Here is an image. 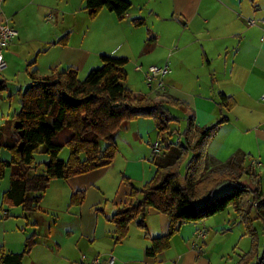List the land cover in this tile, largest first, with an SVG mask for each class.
Instances as JSON below:
<instances>
[{
  "label": "crops",
  "instance_id": "crops-1",
  "mask_svg": "<svg viewBox=\"0 0 264 264\" xmlns=\"http://www.w3.org/2000/svg\"><path fill=\"white\" fill-rule=\"evenodd\" d=\"M127 1L132 8L121 21L107 9L91 19L85 0H3L0 24L9 22L19 32L5 50V58L11 50L21 52L30 44L36 60H49L46 76L69 68H94L101 64L100 54L134 57L133 34L141 37L140 28L151 25L154 30H149L148 41L152 44L146 53L152 59H145L143 74L152 66L167 65L171 73L165 78L164 92L145 96L178 110L187 121L194 117L200 128L226 117L207 147L209 158L225 164L239 153L251 156L264 190V0ZM49 12H54L53 17ZM47 17L54 22L46 21ZM137 20L143 24L137 26ZM75 28L87 32L81 45L70 36ZM126 31L132 32L131 37ZM66 36L65 44H57ZM30 70V76L42 77L38 69ZM23 90L21 87L20 94ZM221 95L234 100L235 106L225 108ZM171 99L186 103L188 111L172 106ZM9 124L11 121L0 119V136L6 144L15 140L14 123L5 131ZM115 143L118 153L109 167L52 181L43 209L25 217L21 208L3 206L4 194L10 188V179L5 182V177L0 182V258L22 253L27 239L35 236V245L23 264H80L82 252L90 251L92 246L87 245L95 242L105 243L107 248L98 256L113 254L120 264H212L213 258L207 255L208 237L198 239L200 231H208L209 220L195 223V230L189 228L193 229L190 236H175L172 247L154 258L146 254L152 245L150 239L165 236L170 224L166 215L154 210L149 211L148 219L151 238L131 234L121 244L115 243V229L109 224L130 200L131 188L125 180L143 188L157 171L154 145L160 143L159 154L166 147L155 122L148 118L125 124L115 135ZM0 158L10 162L12 155L3 148ZM49 162L45 156L40 165ZM80 192L85 193L84 202L71 206L72 196ZM49 212L54 217L51 222ZM153 215L158 219L155 223L150 221ZM219 221L222 218H215L209 225L219 231L223 228Z\"/></svg>",
  "mask_w": 264,
  "mask_h": 264
},
{
  "label": "trees",
  "instance_id": "trees-1",
  "mask_svg": "<svg viewBox=\"0 0 264 264\" xmlns=\"http://www.w3.org/2000/svg\"><path fill=\"white\" fill-rule=\"evenodd\" d=\"M85 4L91 19L107 9L122 21L132 8L127 0H85ZM135 23L143 24L142 20ZM67 39L66 36L57 44H65ZM100 58L102 67L92 70L83 81L76 68L56 71L47 77L31 74L30 85L21 93L20 111L12 118L14 124H22L24 136L14 129L17 140L6 144L0 139V153L5 148L12 155L10 162L0 158V181L8 170L12 171L3 206L21 208L24 217L37 213L52 181L109 167L118 153L115 135L131 121L152 119L160 138L173 135L171 125L178 118L170 106L142 94L135 95L124 85L129 60L108 55ZM6 83L0 81V93L7 89ZM221 99L225 108L235 106L231 98L221 95ZM169 102L188 111L184 102L175 99ZM227 120L223 117L209 127L200 128L194 117L188 119L182 134L184 142L170 144L154 157L157 171L151 181L138 189L125 180L131 188L130 200L110 220L115 225L116 244L128 237L129 227L137 217L138 226L149 238L146 215L154 210L170 221L165 236L150 239L152 245L146 254L154 258L171 248L173 237L183 225L203 222L232 207L252 240L251 250L241 255L236 264H264V190L253 158L239 153L227 163L217 164L207 153L209 143ZM65 148L70 151L67 161L60 159ZM38 153L47 155L50 162L38 166L35 159ZM244 178L250 185L241 184ZM226 183L235 187L215 197V192ZM84 199L85 193H77L70 205H81ZM200 202L205 203L199 205ZM34 245L35 236H31L22 253L3 254L0 263L23 264Z\"/></svg>",
  "mask_w": 264,
  "mask_h": 264
},
{
  "label": "rangeland",
  "instance_id": "rangeland-1",
  "mask_svg": "<svg viewBox=\"0 0 264 264\" xmlns=\"http://www.w3.org/2000/svg\"><path fill=\"white\" fill-rule=\"evenodd\" d=\"M0 4H2V1H0ZM47 14L49 16L53 17L54 12H49ZM98 15H97V17H98ZM48 17H47L46 21H49ZM49 22H54V20H50ZM140 29L141 30L138 32L141 35V37L140 36L137 37L135 34H133V40H135V45H136V49L134 51L135 56L133 57L132 54L130 55V54H120V53L117 54V56L127 55V58L129 59V63L127 65L128 79L124 83V85L127 88L132 89L136 93H142L143 95L151 96L154 94V92L151 91L149 89V87L147 86V83L145 80V73L143 74V70H144L143 64L147 63V62H145V59H148V60L152 59L151 57L147 56L148 54L146 52H148V50L150 49L151 44H152L151 42L148 41V39L150 37L148 32L150 29L152 31L154 29L152 28L151 25L143 26ZM85 33H87L85 30L80 29V28H75L74 32L70 33L71 35L70 34L69 35L72 36L74 43H76V45H81L83 43ZM125 34H127V36L131 37L132 32L126 31ZM31 48H32V46L30 44H28V45H25L24 49H22L21 52H14V50H11V52L8 53L7 59H6L7 68L0 73V81H6L7 82L6 83L7 89L3 93H0V119L4 120V121H9V122L11 121V124L13 123L12 122L13 116L17 112L20 111V99H21L20 90H21V87L24 88V90L21 92V93H23L26 91V89L30 85L29 83L31 81V79H30L31 76L28 73V70L31 69L30 71L34 72L35 69H38L39 74L42 75V77H45L47 75L46 74L47 68L50 65L48 58L45 60H43V59H41L39 61L36 60L37 58H35V56L32 55L34 53L32 52ZM96 49H98V48H96ZM107 49H109V48H107ZM108 53H110V52H108ZM102 55H107V54H100L99 57H101ZM141 55H144V56L142 57ZM124 57H126V56H124ZM101 67H102V62L100 64V66H94V68L88 67L86 69H84V68L79 69L80 80L81 81L85 80L86 77L88 76V74L92 70H97V69H100ZM138 68H140L141 70L139 71ZM140 72H142V73H140ZM170 109H171V112L173 113V115L175 117L179 118V120L171 125V131L173 132V135L171 137H169L168 135H164L162 137V141L164 143V146H166V147H168L171 143L178 144L180 140H181V142H184V137L182 136V134L184 133V131L186 130V128L188 126V121H187V118L184 114H182L178 110H174L172 108H170ZM11 124H9L7 127H5L6 132H7V129H8V131L11 130V127L13 125V124L12 125ZM14 129H15V124L13 125V130ZM13 130H12V132H13ZM14 134H15V137H14L15 140H17V134L15 133V130H14ZM0 139L3 142L2 136H0ZM69 155H70L69 149L65 148L60 155V159L63 161H67L69 158ZM45 156H47V155H45L44 153H38L35 155L36 164L38 166L40 165L41 160ZM11 172H12L11 170H8L6 172V181L5 182L9 181V179L11 177ZM241 184L250 185V182H248V180L246 178H244L241 181ZM234 187L235 186H233L232 184H229V183L222 185L215 192V197H218L220 195L227 193L228 191H230ZM47 194H49V192ZM43 200H44V198H43ZM42 203H43V201H42ZM42 203H41V208L44 205ZM204 203L205 202H200L199 205H203ZM47 216H48L50 222L54 219V217L52 216L51 213H50V215H47ZM211 218H214V219H211ZM211 218H209L205 221L207 222L209 220L208 222L211 223V222H213V220H215V218L218 220L220 218H222V221H219V222L222 223L223 228L219 231H215L212 228L213 226L209 225L210 223L206 224V228L208 230V231H206L207 237H208V241H207V244H208L207 255H208V257L213 258L212 264H236L237 261L239 260V257L241 255L249 252L252 248V240L250 239V237H248L246 235L245 226L239 220V218L236 215L235 210L232 207L228 208L223 213L217 214ZM139 219L140 218L137 217L131 223V225L129 227L128 236H130L132 234V236H135V237H137L139 235V236H143L144 238H147L145 232L138 226ZM148 219H149V212L146 215V223H147L148 235H149V238H151V234L149 232V227H148ZM155 220L158 221V219H155L154 215L150 216V221L152 223H155ZM109 225H111L112 228L115 229V225L113 223L112 224L110 223ZM183 226H182L183 232L181 230L182 229V227H181L180 231L175 236H177V235L180 237L181 236L186 237L187 235L190 236L191 235L190 232H191V230L193 231V229H190V231H189V228L194 227V230H195V225L192 223L185 224ZM203 227L204 226H202V228ZM152 233H155L154 230ZM185 239L187 241V239H189V238H185ZM76 241H78V238H76ZM173 242H174V240L172 239V245H173ZM103 244H105V243L95 242V243L88 244L87 246H92V249L90 251L82 252L81 257L86 256V258L88 260L101 258L102 264H107L106 262L108 260H110L111 257H115V256L113 254L109 255L107 258H103V257L98 256L99 254H103L102 250L107 249L105 247L106 244L105 245H103ZM77 252L80 253L79 251H77ZM27 256L28 255H26V257ZM114 264H120L119 262L116 263V258H115Z\"/></svg>",
  "mask_w": 264,
  "mask_h": 264
},
{
  "label": "built area",
  "instance_id": "built-area-1",
  "mask_svg": "<svg viewBox=\"0 0 264 264\" xmlns=\"http://www.w3.org/2000/svg\"><path fill=\"white\" fill-rule=\"evenodd\" d=\"M3 1V0H0ZM252 24V22H251ZM19 36L18 30L11 26L9 22H4L0 24V73L7 68L5 50L8 46ZM140 71L141 69L138 68ZM171 73L169 65L164 67L152 66L145 73V80L147 86L151 91L155 93L165 91V78ZM261 100L264 101V95L261 97ZM160 153V143H156L153 148V154L158 155ZM207 238L206 230H202L198 233L199 240H205ZM195 247H198L195 244ZM115 257H111L108 260L107 264H114ZM80 264H102L101 258H96L93 260H88L86 256H82Z\"/></svg>",
  "mask_w": 264,
  "mask_h": 264
},
{
  "label": "water",
  "instance_id": "water-1",
  "mask_svg": "<svg viewBox=\"0 0 264 264\" xmlns=\"http://www.w3.org/2000/svg\"><path fill=\"white\" fill-rule=\"evenodd\" d=\"M21 128H22V124L19 123V122H17V123L15 124V129L19 130V131H20V132H19L20 136L23 137V136H24V131H22ZM19 147H20V149L22 150V149H23V143H21Z\"/></svg>",
  "mask_w": 264,
  "mask_h": 264
}]
</instances>
